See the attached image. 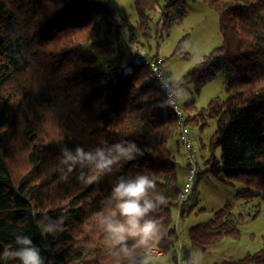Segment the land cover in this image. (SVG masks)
Wrapping results in <instances>:
<instances>
[{"label":"trees","instance_id":"obj_1","mask_svg":"<svg viewBox=\"0 0 264 264\" xmlns=\"http://www.w3.org/2000/svg\"><path fill=\"white\" fill-rule=\"evenodd\" d=\"M133 1L138 33L110 0H0V253L15 247L14 234H24L41 249L45 264H115L95 213L120 176L147 173L166 195L167 204L154 214L166 232L151 250L175 264H185L190 255L179 230L200 206L198 198L193 206L186 202L202 177L240 182L239 197L264 202V0H194L217 13L223 41L186 79L199 94L223 73L228 96L204 108L194 96L183 98L182 118L168 105L165 60L159 48L151 54L149 41L183 22L189 0ZM209 118L217 120L216 130L208 143L200 139L208 155L196 149L192 135ZM182 126L190 129V151ZM175 137L178 153L196 155L188 193V178L184 184L179 179L170 147ZM121 141H134L143 155L92 184H82L76 173L60 178L62 147L89 150ZM183 165L189 174L187 157ZM45 217H63L62 230L42 236L38 224ZM238 220L226 204L189 228L192 247L206 252L238 236ZM262 238L258 251L220 264H264Z\"/></svg>","mask_w":264,"mask_h":264},{"label":"rangeland","instance_id":"obj_2","mask_svg":"<svg viewBox=\"0 0 264 264\" xmlns=\"http://www.w3.org/2000/svg\"><path fill=\"white\" fill-rule=\"evenodd\" d=\"M110 5L118 14L127 16L135 30L133 32L138 33L137 25L139 17L135 10L134 1L110 0ZM151 26L155 27V22ZM222 41L223 37L220 32L217 13L203 1L189 0L188 12L183 22L172 24L169 29L162 32V36L150 39L149 45L151 46V54H154L158 48L160 49V54L165 60V71L169 78L171 77V80L177 82V84L183 83L180 87H183L185 90L184 99L194 96L196 97V105L199 108H204L215 98L219 100H225L227 98L225 75L219 73L201 89L199 94L195 92V83L192 79L186 78L188 77V72L199 64L206 55L214 48L222 45ZM145 46L148 47L146 43ZM184 78L185 81L182 82ZM216 124V119L209 118L203 129L193 131L192 137L195 142V147L200 153L209 155L208 150L206 152L200 150V137L204 143H208L216 130ZM176 140L175 137L170 142V147L179 163L177 173L179 179L182 181L185 173L183 170V160L186 158L187 153L185 151L178 153ZM202 157L200 155L199 164H202ZM243 189L244 185L240 182L229 184L212 175L204 176L197 185L191 200L186 202L188 207V205L193 206L195 199L198 198L200 201L199 208L193 209V212L189 209L191 211L190 222L195 219L194 225L209 220L215 211L221 209L226 204L232 205L233 211L239 218V235H229L231 237L223 238L206 252L192 247L189 238V229L184 234L179 230L183 247H186L192 256H196L199 252L203 253L204 264H220L224 261L239 260L246 256L248 251L254 253L262 247V237L264 235V202L260 197H255L250 201L239 197V192ZM200 207L203 210L198 213ZM186 229L187 227L184 228V230ZM233 233L235 234L237 232L234 231ZM152 252L155 256L161 255V251L158 249L154 248ZM154 264L175 263L170 256L162 255L160 257H154Z\"/></svg>","mask_w":264,"mask_h":264},{"label":"clouds","instance_id":"obj_3","mask_svg":"<svg viewBox=\"0 0 264 264\" xmlns=\"http://www.w3.org/2000/svg\"><path fill=\"white\" fill-rule=\"evenodd\" d=\"M169 90V106H174L185 96L183 87L172 81ZM163 83V82H161ZM142 149L134 141H121L100 145L85 150L67 146L60 149L59 171L64 181L76 173L82 184H92L101 176L112 174L122 162L142 156ZM166 195L157 186V181L147 173L120 176L108 197L101 201L102 208L95 213L96 227L103 233L106 246L115 264H154L151 245L160 240L166 229L154 214L167 204ZM63 217H45L38 224L42 236L62 230ZM15 247L0 253V259H14L19 264H45L41 249L30 236L14 234ZM185 264H204V255L188 256Z\"/></svg>","mask_w":264,"mask_h":264},{"label":"built area","instance_id":"obj_4","mask_svg":"<svg viewBox=\"0 0 264 264\" xmlns=\"http://www.w3.org/2000/svg\"><path fill=\"white\" fill-rule=\"evenodd\" d=\"M161 76V74H160ZM164 84H165V90H166V93H167V97L168 99H170V96H169V90L171 88V84L167 81H164ZM173 108V110L176 112V114L182 118L183 115H182V111H181V108H180V104H179V100L176 102V104L174 106H171ZM183 128V134H182V140H183V145L184 147L190 151V149L192 148V141H191V136H190V129L188 127H184L182 126ZM186 150V157H187V161L189 163V166H190V170H189V174H187V178H188V183L186 185V193H188L190 191V188H191V185L193 184L194 182V179L196 177V155L195 153H189L188 151Z\"/></svg>","mask_w":264,"mask_h":264},{"label":"crops","instance_id":"obj_5","mask_svg":"<svg viewBox=\"0 0 264 264\" xmlns=\"http://www.w3.org/2000/svg\"><path fill=\"white\" fill-rule=\"evenodd\" d=\"M200 139H201V137H200ZM195 143V142H194ZM184 172L186 173V176H187V170H184ZM185 173H184V177H183V179H182V182H183V184L185 183V180H186V176H185ZM190 199V198H189ZM188 199V200H189ZM191 200V199H190ZM190 219H191V217L190 216H188L187 217V220L184 222V225H183V227L181 228V230H183V233L182 234H184V232L186 231L187 232V230L194 224V222H195V219H193L191 222H190ZM185 227H187V229L186 230H184V228ZM249 252V251H248ZM243 254V253H242ZM163 254L161 253V255L160 256H162Z\"/></svg>","mask_w":264,"mask_h":264}]
</instances>
